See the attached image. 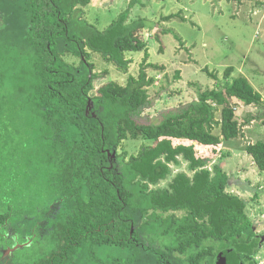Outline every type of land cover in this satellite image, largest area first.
Wrapping results in <instances>:
<instances>
[{
    "label": "trees",
    "instance_id": "obj_1",
    "mask_svg": "<svg viewBox=\"0 0 264 264\" xmlns=\"http://www.w3.org/2000/svg\"><path fill=\"white\" fill-rule=\"evenodd\" d=\"M90 2L0 0V124L11 128L16 109L33 120L34 145L28 147L40 155L39 165L27 173L29 185L38 182L36 190L25 192L27 226L11 222L7 199L0 203V264H103L94 256L109 258L107 250L122 252L109 264H216L224 248H234L237 256L218 264H253L249 258L259 249L258 238L246 202L228 191V174L219 164L207 168L196 146L216 148L241 137L235 101L262 105L261 93L244 76L229 81V66L222 83L197 93L198 102L159 121H141L154 83L146 73L152 65L142 63L126 84L110 81L91 95L97 74L90 54L126 72V52L148 55L141 31L151 24L141 17L128 21L130 5L99 30L82 17ZM138 138L152 143L127 160L116 153L123 141ZM245 152L264 172V141L247 144ZM179 158L187 172L158 186ZM13 182L19 184L16 176ZM19 232L33 250L21 261L14 255L20 247L4 256L19 243ZM149 232L171 238L161 255Z\"/></svg>",
    "mask_w": 264,
    "mask_h": 264
},
{
    "label": "rangeland",
    "instance_id": "obj_2",
    "mask_svg": "<svg viewBox=\"0 0 264 264\" xmlns=\"http://www.w3.org/2000/svg\"><path fill=\"white\" fill-rule=\"evenodd\" d=\"M130 5L128 21L141 17L151 24L141 31L148 55L145 56L144 51L126 52L125 58L130 63L127 71L123 72L104 61L99 54L91 53L90 61L97 74L91 95L110 81L126 84L129 76L138 75L142 63L151 64L146 73L148 77H153L154 83L147 88L150 103L144 108L140 120L156 122L198 102L197 93L222 83L225 69L231 66L233 71L228 80L246 77L261 93L264 102V0H91L82 8V17L103 30ZM175 14L177 16L165 19ZM66 60L78 63L73 57L68 56ZM210 73L216 77H211ZM235 103L241 137L224 141L216 148L197 145L196 149L198 155L208 160V169L219 164L226 171L228 191L246 202L253 228L263 243L257 251V262L264 264V172L258 170L245 152L247 144L264 141V103L256 106ZM12 117L11 128L5 130L0 124V146L5 142L4 148H0V203L7 199L13 211L11 222L27 226L22 218L28 213L30 196L25 192L36 190L38 183L35 180L29 185L27 173L40 163V155L33 151L35 147H28L34 145L32 127L36 123L26 120L17 109ZM216 118L219 119V112ZM215 132L218 133L219 129ZM6 135H10L8 144ZM151 143L143 138L127 139L116 153L127 160L141 147ZM170 168L171 175L158 186H166L178 172H187V162L179 158V164H171ZM14 176L19 181L18 185L13 182ZM42 191L40 187V195ZM19 234L20 248L14 255L21 261L32 255L33 250L27 246L30 240L24 242L23 233ZM149 234L153 237L152 241L160 246L156 252L162 254L161 249L171 243V238H162L152 232ZM107 252L111 253L109 258L100 254H95L94 258L109 264L112 256H121L122 253L119 250ZM107 252L101 251L102 254ZM147 255L153 256V253L147 251ZM79 264L93 262L81 259ZM179 264H185V261Z\"/></svg>",
    "mask_w": 264,
    "mask_h": 264
},
{
    "label": "flooded vegetation",
    "instance_id": "obj_3",
    "mask_svg": "<svg viewBox=\"0 0 264 264\" xmlns=\"http://www.w3.org/2000/svg\"><path fill=\"white\" fill-rule=\"evenodd\" d=\"M252 228H253V223H252ZM253 233H254V236L256 238H258V247H259V249H261V247L263 246V243H262V241L260 239V236L254 230V228H253ZM15 246L20 247V243L16 244ZM14 247L7 248L4 251V256L6 257V256L10 255V253L13 252L12 250H14ZM226 250H230V251L225 253L221 258H225V257H228V256H232V257H236L237 256L236 251L234 250V248H224V249L218 251L217 255L219 253L223 252V251H226ZM157 255H161V253L159 252V254H157ZM217 255L215 256V261H216ZM237 261H238V264H249L246 260L237 259ZM249 261L253 262V264H258V262H257V253L253 254V256L249 258ZM165 264H170V263L166 262ZM177 264H179V263H177Z\"/></svg>",
    "mask_w": 264,
    "mask_h": 264
},
{
    "label": "water",
    "instance_id": "obj_4",
    "mask_svg": "<svg viewBox=\"0 0 264 264\" xmlns=\"http://www.w3.org/2000/svg\"><path fill=\"white\" fill-rule=\"evenodd\" d=\"M15 248H17V246H15L14 249H15ZM228 251H230V250L223 251V252H221V253H219V254L217 255V258H216V264H218L219 259H220L225 253H227Z\"/></svg>",
    "mask_w": 264,
    "mask_h": 264
}]
</instances>
